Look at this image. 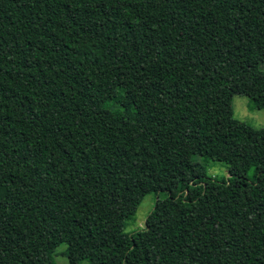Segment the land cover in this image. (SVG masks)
Returning <instances> with one entry per match:
<instances>
[{
  "label": "trees",
  "instance_id": "16d2710c",
  "mask_svg": "<svg viewBox=\"0 0 264 264\" xmlns=\"http://www.w3.org/2000/svg\"><path fill=\"white\" fill-rule=\"evenodd\" d=\"M255 57L264 0H0V264H264Z\"/></svg>",
  "mask_w": 264,
  "mask_h": 264
},
{
  "label": "rangeland",
  "instance_id": "374dc122",
  "mask_svg": "<svg viewBox=\"0 0 264 264\" xmlns=\"http://www.w3.org/2000/svg\"><path fill=\"white\" fill-rule=\"evenodd\" d=\"M264 60L261 57H255L252 61L253 68L262 67ZM232 117L236 120L246 123L254 129H264V107L262 109H255L249 98L242 95H233L231 98ZM183 157L188 158V152H183ZM197 159V158H196ZM206 175L208 177L216 178L217 180L227 177V169L225 165L216 162H207L205 166ZM155 197L153 194L145 195L138 205L135 214L130 218L125 231H130L142 226L143 220L150 210ZM64 246H58L53 254L54 264H65L66 259L61 255ZM79 264H88L87 261H82Z\"/></svg>",
  "mask_w": 264,
  "mask_h": 264
}]
</instances>
